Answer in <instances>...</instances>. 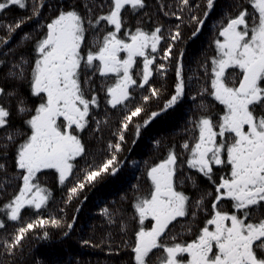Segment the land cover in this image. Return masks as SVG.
I'll return each mask as SVG.
<instances>
[{
    "label": "snow or ice",
    "instance_id": "obj_1",
    "mask_svg": "<svg viewBox=\"0 0 264 264\" xmlns=\"http://www.w3.org/2000/svg\"><path fill=\"white\" fill-rule=\"evenodd\" d=\"M148 6V0H0V195L13 189L0 202V254L8 264L24 256L30 236L65 244L77 220L38 214L52 198L42 170H54L68 205L120 173L122 155L132 151L128 131L134 129L135 145L142 129L186 102L182 142L154 137L151 159L127 161L139 173L131 194L100 208L108 228L99 242L79 243L120 255L130 249L119 264H264V0L161 5L181 22L167 30L164 62L156 54L165 29L149 28ZM13 7L27 14L9 20ZM218 7L209 47L197 61L198 90L190 93L185 50L175 51L181 25L195 38ZM104 127L111 138L97 162L83 133ZM33 209L34 218L21 223L22 210ZM8 222L19 226L8 232Z\"/></svg>",
    "mask_w": 264,
    "mask_h": 264
},
{
    "label": "trees",
    "instance_id": "obj_2",
    "mask_svg": "<svg viewBox=\"0 0 264 264\" xmlns=\"http://www.w3.org/2000/svg\"><path fill=\"white\" fill-rule=\"evenodd\" d=\"M174 2L175 0H148L149 6L145 9L151 17L150 20L148 17H145V21L149 25V28L155 26L156 24H160L165 29V39L161 41V48L156 54V62H164L162 61V56L163 47H166L168 42L167 30L172 28L174 25L181 23L180 20L176 19V17L164 15V11H168L169 9L165 8L164 11L159 10L161 5ZM193 2H197V0H193ZM219 12L220 8L218 7L216 12L208 18V21L206 19V24L203 26L202 31L195 38H190L192 29L186 27L185 25H181L183 41L176 44L175 51L178 52L181 47L185 50V55L183 57L185 77L186 79L187 77L193 78V83L189 90L190 93L198 90V85L195 82L196 75L197 73L202 75L203 70L198 68L197 61L202 59L201 53L209 47L212 38L213 25L218 19ZM26 14V12L18 9L17 7H13L6 15L7 18L11 20ZM31 27V24L24 25L22 27V31H27ZM17 35H19V33ZM173 63L175 64V61H171V64ZM161 80L162 78L156 74L154 79L156 87L160 86ZM167 80L168 84L171 85L172 80L168 78ZM185 104L186 106L184 108L177 107L178 110L175 115L170 114L167 117L160 119L161 121L156 123L154 128L153 124H151V132L147 133L145 138H142L141 136L138 137L135 145L131 144L134 129L128 131L127 140L129 143L127 147H131L132 151H125L124 155H122L121 159H125L126 164L123 166L120 173L92 187L89 191L85 192L83 196L69 202L68 205L64 204V200L67 196V189L55 181L54 170L43 171L45 175H42L40 179H42L43 183L52 190V198L50 199L47 207L38 214L44 216H48L49 214L57 215L64 217L66 220L71 219V216L75 214L77 216V220L75 221L74 228L70 232V238H68L67 242L63 245L54 241H40L33 239L30 236L28 240H25L24 256L17 253V264H27V261L32 258L45 260L60 259L65 261H75L79 259L82 264H119L120 260L126 259L127 252L130 251V249L123 250L125 253L124 255L113 254L105 250V245H101V248L97 249L91 247L90 245L82 246L79 243V240L82 238H92L94 242H99L101 236L108 228L104 218L100 214V208L106 205H112L115 207L118 205L122 193L127 192L129 195L131 194L130 184L136 183L135 175H138L139 173L138 170L133 171L134 166L127 163V161L142 162L145 159H151V139L154 137L164 135L168 137L169 143L173 141L177 143L182 142L183 135L181 129L184 127V121L186 119L185 113L187 109V102ZM103 108L104 106L102 104L101 109L99 110L101 112V117L98 118H102ZM110 116L111 120L114 122L116 119L115 115L110 114ZM92 127L94 128L95 124H93ZM93 135L96 137H102V139H94ZM83 138L89 151L92 153H98L96 160L97 162H100L103 159V149L106 147V142L111 138L108 127H104L103 132H97L95 134H90V130L85 131L83 133ZM79 162L81 166L84 165L83 160H80ZM89 163H91V159H89ZM68 186H71V182H69ZM184 189H186V191H192L189 186H186ZM11 191H13V189H10L9 193L0 195V202H3L10 197ZM77 205H79V211H76ZM61 209H64V211L61 212ZM22 212L23 219L21 223H23L24 220L34 218L33 213H36L37 210H22ZM18 226L19 225L16 222H8L7 231L12 232ZM49 230L52 231L55 236H59L58 230ZM3 231L4 230L0 229V233ZM0 261H3V264H8V261L2 254H0Z\"/></svg>",
    "mask_w": 264,
    "mask_h": 264
},
{
    "label": "rangeland",
    "instance_id": "obj_3",
    "mask_svg": "<svg viewBox=\"0 0 264 264\" xmlns=\"http://www.w3.org/2000/svg\"><path fill=\"white\" fill-rule=\"evenodd\" d=\"M213 15V13L210 15V16H212ZM207 21H208V18H207ZM211 21V20H210ZM174 61V60H173ZM142 66V65H141ZM167 78L168 79H171L172 80V83L174 82V63L173 64H171L170 65V67H169V71H168V73H167ZM167 82H168V80H167ZM186 106V104L185 103H183V104H181L179 107H185ZM177 110H178V108H175V110L174 111H171L170 113H169V115L171 114V115H175V113L177 112ZM42 171H45V170H42ZM41 182H43L42 181V179H41Z\"/></svg>",
    "mask_w": 264,
    "mask_h": 264
},
{
    "label": "flooded vegetation",
    "instance_id": "obj_4",
    "mask_svg": "<svg viewBox=\"0 0 264 264\" xmlns=\"http://www.w3.org/2000/svg\"><path fill=\"white\" fill-rule=\"evenodd\" d=\"M153 85L155 86V81L153 80ZM146 91V90H145ZM137 98H139V93H137ZM153 107H155V104L153 103V105H152ZM161 120L160 119H157V120H155L154 122H152L151 124H153V128H154V125H156V123H158V122H160ZM152 126L150 125L149 127H147V130H143L142 129V135H141V137L142 138H145V136H146V134L147 133H150L151 131H150V128H151ZM185 191H186V189H184ZM186 192H188L190 195H193L194 197H195V193L193 192V191H186ZM200 226H203L202 225V223H201V225ZM178 230V229H177ZM187 238H191V237H187ZM155 251V250H154Z\"/></svg>",
    "mask_w": 264,
    "mask_h": 264
}]
</instances>
